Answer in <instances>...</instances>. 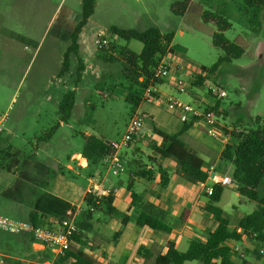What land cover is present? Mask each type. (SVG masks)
Masks as SVG:
<instances>
[{
  "label": "rangeland",
  "instance_id": "374dc122",
  "mask_svg": "<svg viewBox=\"0 0 264 264\" xmlns=\"http://www.w3.org/2000/svg\"><path fill=\"white\" fill-rule=\"evenodd\" d=\"M82 1L0 0V114L8 115L1 135L3 143L11 144L21 155L34 156V151L39 148V154L35 155L38 160L51 155L66 165L74 152L84 149L89 136L109 143L119 141L137 112L144 117V130L127 149L120 151L117 158L123 155L125 160L136 158L152 165L149 159L153 157L155 167L162 165L171 171L179 170L173 161L165 160L153 151V143L159 140L152 129L156 126L167 133H175L183 120L164 102L149 103L144 97L135 107L127 100L130 83L122 76L124 61L120 48L127 45L140 52L143 43L117 38L111 32L112 27L140 31L157 27L164 33H173L177 54L188 63L189 72L194 73L185 81L187 87L200 94L197 98L204 109L209 107L206 102H220V114L214 113L221 128L230 132L238 121L242 122L238 126L240 130L257 128V117L264 123V5L255 15L245 0H190L188 12L182 16L176 15L171 8L183 0H96L94 12L80 35L79 53L71 54L69 70L61 75L70 41L58 38L57 17L63 10L66 20H79ZM203 11L227 18L232 27L224 35L242 45L245 52L240 59L220 65L206 80L205 86L192 87L201 66L210 68L224 56V51L212 42V33L217 27L204 23ZM98 35L109 41L108 48L102 52L96 45ZM81 63L84 70L79 77ZM213 83L225 90L226 97L208 93L207 88ZM73 89L76 106L72 117L68 124L57 129L59 103L63 95ZM160 89L166 91L162 85ZM171 93L182 101L197 102L189 98L187 92L173 89ZM193 130L201 143L218 146L216 154H206L199 149L206 166L212 163L216 171H227L228 163L223 161L220 166L215 162L219 148L223 150L233 141L231 133L225 141L213 138L201 120L195 123ZM181 139L187 141L184 137ZM235 185V182L226 185L223 192L220 206L226 215L230 217L236 212L244 216L254 212L258 203L236 194ZM258 190L264 197V180ZM0 213L11 217L2 209ZM244 252L249 255V260L255 258L254 250L245 248ZM136 257L140 261L133 259L134 264H154L153 259ZM260 260L264 262V255ZM124 262L118 257L110 259L112 264Z\"/></svg>",
  "mask_w": 264,
  "mask_h": 264
},
{
  "label": "trees",
  "instance_id": "16d2710c",
  "mask_svg": "<svg viewBox=\"0 0 264 264\" xmlns=\"http://www.w3.org/2000/svg\"><path fill=\"white\" fill-rule=\"evenodd\" d=\"M189 2L190 0L177 2L172 5L171 9L176 15L184 16L188 12ZM245 2L253 9L255 15L262 10L264 5V0H245ZM95 4L96 0H83L79 20H66L68 18H65L63 10L57 17L56 33L58 38L70 41L64 54L63 66L60 71L61 75H64L69 70L71 54L79 53L81 47L80 35L94 12ZM202 20L205 24H214L217 27V31L212 33V42L214 46L224 51V56L220 57L210 68L202 66L200 74L193 83L194 86H205L206 80L218 70L220 65L240 59L245 52L242 45L229 40L224 35V32L232 27L227 18L214 12L203 11ZM111 32L117 38L125 41L138 40L143 43V49L140 52L128 48L127 45L120 48L124 61L122 76L130 83L126 98L137 107L142 103L145 90L149 86L156 88L158 84L162 83V81L153 79L154 70L162 56L173 52L170 45L174 34L164 33L157 27H150L144 31L112 27ZM99 50L102 52L105 49ZM83 70L84 66L81 63L78 71L79 77ZM207 91L210 95L216 97L209 88H207ZM75 105L76 91L73 89L66 92L59 103L61 122L68 123L70 121ZM206 110L220 114V102L217 101L207 107ZM198 121L199 119L196 117L191 118L189 121H183L181 128L175 133H167L156 126L152 129V133L159 140L153 143V151L163 159L173 161L178 169L194 184L207 182L208 170L206 162L200 156L199 151L183 141L181 137ZM240 124L242 122L238 121L237 126L230 132H228L227 128H222L226 134L231 133L233 141L226 144L222 150L221 160L232 165L230 176L233 182L236 183L240 196L243 199L257 202L258 208L254 212L242 216L238 220L237 229L229 231L230 218L219 205L225 186L215 184L213 193L211 195L206 194L207 200L202 208L216 222V228L208 232L205 241L192 240L188 250L185 252L177 250L175 244L170 242L167 244V251L164 254L159 252L150 255L146 247L140 246L137 251L138 256L145 260L153 259L154 264H185L192 261H199L202 264H213L215 261H218L219 264H237L232 260L233 251L224 245L226 241H241L245 235L255 240L257 248L264 244V197L260 196L258 190L264 180V123H262L261 117H257L255 119L257 128L252 127L240 130L238 129ZM143 130L144 127H142L140 133ZM81 153L88 160V166L90 167L99 165L105 158L110 159L116 155V151L109 142L94 136L87 138ZM119 160L122 164L125 162L123 164L124 167L132 173L133 177L155 182L163 188H167L170 184L169 172L162 165L155 167L153 165L155 164L153 157L149 159L152 165L143 163L141 159L136 158L126 161L123 155H120ZM131 194L139 210L136 219L137 226L150 228L156 232L170 233L172 231V226L150 210L148 204L143 202L138 204V200H141L140 195L134 191ZM113 204L114 196L112 193L104 195L96 190H90L86 193L80 207V218H76L78 230L72 237L78 247L73 246L66 250L63 256L55 260V264H103L90 254L94 250L89 244L87 235L93 230L92 221L96 212L103 210L108 216L118 214ZM69 212L71 216L75 215L77 207L62 199L43 193L33 201L28 221L34 226H44V220L52 218V224L48 225V227H53L56 224L55 221L67 217ZM254 252L259 255L257 249ZM41 254L43 255H39L40 262L53 259L52 254L47 252ZM70 259L73 262H70ZM242 259L244 260V258ZM242 264L251 263L244 260Z\"/></svg>",
  "mask_w": 264,
  "mask_h": 264
},
{
  "label": "crops",
  "instance_id": "0c3cea01",
  "mask_svg": "<svg viewBox=\"0 0 264 264\" xmlns=\"http://www.w3.org/2000/svg\"><path fill=\"white\" fill-rule=\"evenodd\" d=\"M180 34L182 35L183 32L181 31ZM170 48L173 52L168 55L174 57L179 66L173 71L169 80L157 85L155 89L158 97L165 94L172 95L171 92L173 89L176 90V81L179 78L187 81L194 74L187 69L188 63L177 54L173 41ZM193 83L192 87H194ZM161 85L166 88V91L160 89ZM186 92L189 98L198 102V104L193 102L195 105L201 106L197 98L200 97L199 93L188 87ZM205 105L211 106L213 103L206 102ZM65 124L68 123L61 122L59 116L57 129ZM182 137L186 138L185 142L197 151L201 149L206 154L217 152L218 146H207L201 143L193 127ZM1 139L0 137V209L4 213L8 212L11 218L28 221L33 201L43 193L76 206L77 219L80 218V207L88 191L96 190L104 195L113 194V206L118 214L108 216L103 210L96 212L92 221L93 230L87 235L89 244L94 250L90 254L103 264H112L110 259L116 257L125 260L120 264H134L133 259L140 261L136 257L140 246L146 247L150 255L159 252L164 254L167 251V244L172 242L177 250L185 252L192 240L205 241L208 232L216 228V222L212 216L202 210L207 200L204 185L192 183L180 170L171 171L163 166L170 175L169 186L163 188L155 182L133 177L126 168L124 172L113 175L107 158L89 170L91 167L88 166V160L83 157L82 151L74 152L70 156V162L64 165L60 159L51 155H46L44 160H38L35 155L39 154V148L34 151V156L21 155L19 150L14 149L7 142L3 143ZM221 152L222 147L219 148V156L215 162L220 166L223 162ZM120 153L118 152L117 156ZM129 159L131 158L127 157L126 161ZM228 164L227 171L217 172L221 173L220 175L231 177L232 165ZM235 190L240 196L237 185H235ZM132 191L141 196L138 204L140 202L148 204L150 210L172 226L170 233L156 232L136 225L139 210L132 198ZM241 217L236 212L229 217V231L237 229V223ZM52 221V218L45 219L44 227H48ZM54 227L56 224L50 228ZM4 232H0V264L42 263L45 261H39V255H43L41 253L52 254L53 258L56 255L51 249L37 244L30 234ZM233 241L236 240H228L224 245H230ZM248 257L249 255L241 257L233 252L232 260L237 264H242L244 260L251 264H264L260 260L261 255H255V258L250 260ZM213 264H219V262L215 261Z\"/></svg>",
  "mask_w": 264,
  "mask_h": 264
},
{
  "label": "built area",
  "instance_id": "2783aa9c",
  "mask_svg": "<svg viewBox=\"0 0 264 264\" xmlns=\"http://www.w3.org/2000/svg\"><path fill=\"white\" fill-rule=\"evenodd\" d=\"M96 45L100 49H106L109 46V41L98 35L96 39ZM178 62L167 54L161 57L154 70V80L165 82L170 79L173 71L178 68ZM176 89L179 92H186L187 85L184 79L179 78L176 81ZM211 93L219 98L226 97L225 90L218 84H212L209 87ZM145 100L149 103H161L164 102L166 107L171 111H177L180 114L181 120L188 121L191 118H198L204 121L208 127V135L216 139L227 140L226 132L218 125L217 117L211 110H206L201 106L185 102L179 98L170 94H165L162 97H158L156 89L153 86H149L144 93ZM8 120L7 114H0V137L4 132L6 122ZM144 124V117L140 113H134L128 126L126 134L117 142H110L111 147L116 151V155L113 158L108 159L110 163V170L113 175H118L125 171L124 165L117 158V153L122 149H127L134 141L135 137L139 136V133ZM232 130V129H231ZM208 179L207 182L201 183L206 189V193L211 195L214 191L215 184H222L224 186L232 184L231 177L220 175L213 164L207 166ZM110 192V191H109ZM56 227H44L34 226L29 221L19 220L8 217L0 213V230L15 234H30L34 241L42 245L45 248L51 249L56 255L54 260H48L40 264H55V260L63 256L64 252L71 247H76L77 244L73 241V236L77 232L78 227L76 224V216L69 212L68 216L62 220L55 221ZM228 246L234 253L239 254L241 257H245L244 249L256 250L259 255H264V244L257 248L255 240L250 239L247 236H243L241 241H233ZM73 262V260H69Z\"/></svg>",
  "mask_w": 264,
  "mask_h": 264
}]
</instances>
